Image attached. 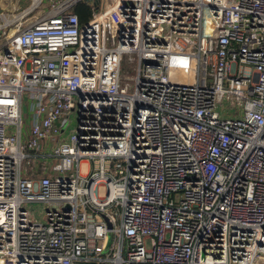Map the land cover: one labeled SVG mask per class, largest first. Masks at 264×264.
<instances>
[{
    "label": "built area",
    "instance_id": "built-area-1",
    "mask_svg": "<svg viewBox=\"0 0 264 264\" xmlns=\"http://www.w3.org/2000/svg\"><path fill=\"white\" fill-rule=\"evenodd\" d=\"M19 3L0 12V263L264 264V0Z\"/></svg>",
    "mask_w": 264,
    "mask_h": 264
},
{
    "label": "rangeland",
    "instance_id": "rangeland-1",
    "mask_svg": "<svg viewBox=\"0 0 264 264\" xmlns=\"http://www.w3.org/2000/svg\"><path fill=\"white\" fill-rule=\"evenodd\" d=\"M11 1H16V0H0V12L3 10L1 8V4L5 5V4H8V2H11ZM31 3H32V0H20L19 6H20V8H25V7L29 6V5H31ZM7 13H9V12L7 11ZM10 15H12V14H10ZM134 66H135V64H133L130 61V56L125 54L123 59H122V65H121V72H120L121 73V82L122 83H126V82L130 83L131 87H132V84H133L132 78H133V76L135 74ZM25 101H26V103L28 102L27 100H25ZM87 169H88V165L86 163H83L82 167H81V171L83 173H86ZM37 207L33 206L32 207V208H34L33 211H36Z\"/></svg>",
    "mask_w": 264,
    "mask_h": 264
},
{
    "label": "trees",
    "instance_id": "trees-1",
    "mask_svg": "<svg viewBox=\"0 0 264 264\" xmlns=\"http://www.w3.org/2000/svg\"><path fill=\"white\" fill-rule=\"evenodd\" d=\"M76 12H78L81 22H86L91 16V11L86 4L76 6Z\"/></svg>",
    "mask_w": 264,
    "mask_h": 264
},
{
    "label": "water",
    "instance_id": "water-1",
    "mask_svg": "<svg viewBox=\"0 0 264 264\" xmlns=\"http://www.w3.org/2000/svg\"><path fill=\"white\" fill-rule=\"evenodd\" d=\"M103 216H104V217L106 218V220L108 221L106 215L103 214ZM108 225L111 227V223H110V222H108ZM111 241H112V236L110 235V240H109V242H108V246L106 247L104 253H107V252L109 251V248H110V245H111ZM0 264H7V263L2 262V263H0Z\"/></svg>",
    "mask_w": 264,
    "mask_h": 264
},
{
    "label": "crops",
    "instance_id": "crops-1",
    "mask_svg": "<svg viewBox=\"0 0 264 264\" xmlns=\"http://www.w3.org/2000/svg\"><path fill=\"white\" fill-rule=\"evenodd\" d=\"M3 5H4V4H3ZM1 8H3V7H2V4H1Z\"/></svg>",
    "mask_w": 264,
    "mask_h": 264
}]
</instances>
